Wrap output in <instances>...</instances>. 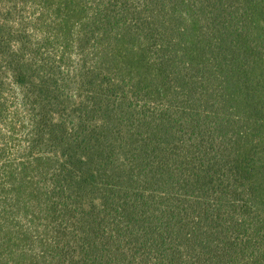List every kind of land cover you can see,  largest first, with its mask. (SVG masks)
<instances>
[{"label": "trees", "instance_id": "1", "mask_svg": "<svg viewBox=\"0 0 264 264\" xmlns=\"http://www.w3.org/2000/svg\"><path fill=\"white\" fill-rule=\"evenodd\" d=\"M0 264H264V0H0Z\"/></svg>", "mask_w": 264, "mask_h": 264}]
</instances>
